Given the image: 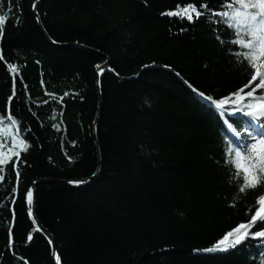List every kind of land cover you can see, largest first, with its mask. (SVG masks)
I'll list each match as a JSON object with an SVG mask.
<instances>
[{
    "label": "trees",
    "instance_id": "obj_1",
    "mask_svg": "<svg viewBox=\"0 0 264 264\" xmlns=\"http://www.w3.org/2000/svg\"><path fill=\"white\" fill-rule=\"evenodd\" d=\"M189 2L219 11L226 0H42L37 12L50 38L95 53L48 44L34 0H0L8 17L0 117L18 121L0 125L9 129L0 151L9 154L15 128L29 145L0 166V264H23L20 256L55 264L49 240L34 231L26 193L39 179L89 177L79 186L35 188L36 218L54 237L61 264H264V243L256 241L226 253L195 251L245 222L264 188L234 198V169L223 163L232 131L188 86L223 98L250 79L216 40L215 25L160 15ZM219 31L228 38L225 26ZM100 54L114 71L98 87Z\"/></svg>",
    "mask_w": 264,
    "mask_h": 264
},
{
    "label": "snow or ice",
    "instance_id": "obj_2",
    "mask_svg": "<svg viewBox=\"0 0 264 264\" xmlns=\"http://www.w3.org/2000/svg\"><path fill=\"white\" fill-rule=\"evenodd\" d=\"M40 0H34L32 5L33 11H37ZM22 11V9H21ZM161 16L169 18L177 17L180 20H187L191 25L199 21L202 17L208 25H215L216 40L223 46L227 54L232 58L233 62L250 73V79L242 87L228 96L216 98L213 95H207L199 92L193 85L188 86L199 97L211 106L214 111L218 112L220 118L223 119L225 126L230 129L234 135V139L229 142L226 159L223 163L234 169L232 180L235 181V196L245 195L248 191H255L264 188V0H226L222 6V10L215 11L211 9L207 2L200 3L199 7L193 2H189L185 7H177L175 11H166L160 13ZM8 17L0 14V40L5 34V24ZM39 22V16L36 17ZM19 24V21H17ZM225 26L228 32V38L225 39L219 31L220 26ZM188 28H182V32H187ZM5 57L0 50V60ZM145 67H148L145 65ZM8 68L15 71L14 64H8ZM99 75H103L100 65H96ZM114 71V70H110ZM179 75V73H177ZM187 83V82H185ZM245 89H248L245 91ZM17 89L13 87V96L16 95ZM67 95V93L65 94ZM13 96H10L9 102ZM237 117V122H233L229 117ZM8 123L11 126H17L18 121L11 114L8 115L7 121L0 117V125ZM237 124L242 131L238 130ZM56 127V125H53ZM59 131V129L57 128ZM8 127H0V134L7 133ZM25 131H31L27 129ZM12 139V149L6 155L0 151V166L6 165L14 158L20 155L16 148L27 151L29 145L25 142L26 138H19L22 133L15 128L9 133ZM3 145L0 144V148ZM95 175V173L93 174ZM19 178V169L17 168V179ZM67 183L74 186L86 184V180H69ZM15 191V189H14ZM27 204H33V190L30 188L27 193ZM256 207L246 210V216L249 218L245 222L239 223L237 226L227 231L220 239L215 241L211 246L204 249H196V252L207 254L226 253L230 250L238 249L247 241H256L264 243V192L255 197ZM234 206V205H233ZM29 217H33L31 207L28 208ZM33 223H36L33 217ZM34 231L39 232V227ZM30 243L33 240L32 234L27 237ZM49 244L53 241L49 239ZM28 245H24L27 247ZM19 246L14 243L12 230L8 233V249L12 250L15 257V251ZM55 254V253H54ZM264 257V253H261ZM28 264V261L22 256L17 257ZM55 264H61V257L55 254Z\"/></svg>",
    "mask_w": 264,
    "mask_h": 264
},
{
    "label": "water",
    "instance_id": "obj_3",
    "mask_svg": "<svg viewBox=\"0 0 264 264\" xmlns=\"http://www.w3.org/2000/svg\"><path fill=\"white\" fill-rule=\"evenodd\" d=\"M41 2H42V0H40V2L38 3L37 11H38V7L40 6ZM32 11H33V8H32ZM37 11L36 12L33 11V13L35 15V18L37 16H39ZM36 21H37V19H36ZM37 24L39 26V29H40L44 39L47 41L48 44H50L52 46H57V47H78V48H82V49H86V50H90V51H93L95 53H98L96 50H93L91 48H88V47H86L84 45L77 44V43H70V44H59V43H56L50 38V36L45 31V29H44V27H43V25L41 23L40 17H39V22H37ZM100 55L106 58L105 62L100 65L101 66V70H104L105 68L108 69L109 58L105 54H100ZM96 72H97V86L99 87L100 78H101L102 75H99V70L98 69H96ZM98 94H99V110H98V113H99L100 109H101V94H100V89L99 88H98ZM97 119H98V117H97ZM95 141H96V145H97V149H98L99 162H98V167L96 169V172H95L94 176H96L99 173V171H100V153H99V147H98L97 139ZM91 179H92V177L81 178V179H73V181H76V180L90 181ZM67 181H69V180L39 179V180L34 181L33 184L30 186V188L33 190V204L31 205V209H32V212H33V217H34V219L36 221V227H39L41 229V232L47 237L48 240L51 239L53 241V243L51 244V254H52V258H53L54 262H55V254L59 255V252H58V249L56 247L55 240H54V237L52 236V234L36 218L35 209H34L35 188H36V186L38 184H42V183H65V184H68ZM26 202H27V197H26ZM33 217H31V218L33 219Z\"/></svg>",
    "mask_w": 264,
    "mask_h": 264
},
{
    "label": "bare ground",
    "instance_id": "obj_4",
    "mask_svg": "<svg viewBox=\"0 0 264 264\" xmlns=\"http://www.w3.org/2000/svg\"><path fill=\"white\" fill-rule=\"evenodd\" d=\"M55 42V41H54Z\"/></svg>",
    "mask_w": 264,
    "mask_h": 264
}]
</instances>
